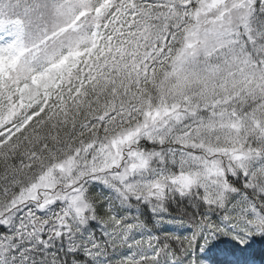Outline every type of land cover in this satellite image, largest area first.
<instances>
[{
    "label": "snow or ice",
    "instance_id": "6c2138e0",
    "mask_svg": "<svg viewBox=\"0 0 264 264\" xmlns=\"http://www.w3.org/2000/svg\"><path fill=\"white\" fill-rule=\"evenodd\" d=\"M0 264H264V0H0Z\"/></svg>",
    "mask_w": 264,
    "mask_h": 264
}]
</instances>
